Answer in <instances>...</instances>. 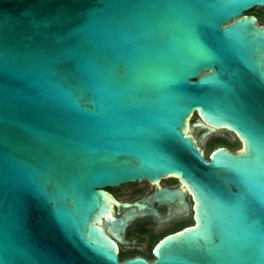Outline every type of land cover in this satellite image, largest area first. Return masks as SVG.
<instances>
[{
    "label": "water",
    "instance_id": "obj_1",
    "mask_svg": "<svg viewBox=\"0 0 264 264\" xmlns=\"http://www.w3.org/2000/svg\"><path fill=\"white\" fill-rule=\"evenodd\" d=\"M263 5L0 0V264H264ZM168 175L194 223L118 261L105 188Z\"/></svg>",
    "mask_w": 264,
    "mask_h": 264
},
{
    "label": "flooded vegetation",
    "instance_id": "obj_2",
    "mask_svg": "<svg viewBox=\"0 0 264 264\" xmlns=\"http://www.w3.org/2000/svg\"><path fill=\"white\" fill-rule=\"evenodd\" d=\"M218 140L214 141L219 142ZM224 144L222 143L228 148ZM105 190L118 201L129 203H112L114 217L124 218L128 213H137L122 229L105 223V216L98 222L103 231L116 242L118 261L134 256H142L151 261L154 259L153 248L161 238L194 223L192 195L187 185L177 176L168 175L157 181L136 180L106 187ZM165 190H179L180 194L167 199ZM142 205L153 207L158 213L148 214Z\"/></svg>",
    "mask_w": 264,
    "mask_h": 264
},
{
    "label": "rangeland",
    "instance_id": "obj_3",
    "mask_svg": "<svg viewBox=\"0 0 264 264\" xmlns=\"http://www.w3.org/2000/svg\"><path fill=\"white\" fill-rule=\"evenodd\" d=\"M262 12L264 16V5L255 7L253 11L250 13H260ZM257 21L259 24H264V17L257 18ZM197 117V115H193L189 121L190 123ZM189 128V127H188ZM188 131V129H187ZM201 129H193L191 126L189 128V132L193 135V137L196 139V141L199 143L203 154L209 157L210 152L212 151V148L215 144V139H219L218 141L222 143L232 144L233 148H230V151H240L242 149V143L239 140L237 134L233 131H230L228 129H215L212 131L208 136H206L201 142L199 141V135L201 133Z\"/></svg>",
    "mask_w": 264,
    "mask_h": 264
},
{
    "label": "trees",
    "instance_id": "obj_4",
    "mask_svg": "<svg viewBox=\"0 0 264 264\" xmlns=\"http://www.w3.org/2000/svg\"><path fill=\"white\" fill-rule=\"evenodd\" d=\"M253 10H254V8L250 9L249 11L246 12V14H253V15L256 16L257 18L264 17L263 14H262V12H260V13H250V12L253 11ZM224 145H226L228 148H233V145H232V144H227V143H225ZM217 146H223V145L221 144V142H215L214 147L212 148V150H213L215 147H217ZM204 157H205L206 159H208L207 154L204 155ZM122 258H124V257L122 256Z\"/></svg>",
    "mask_w": 264,
    "mask_h": 264
},
{
    "label": "bare ground",
    "instance_id": "obj_5",
    "mask_svg": "<svg viewBox=\"0 0 264 264\" xmlns=\"http://www.w3.org/2000/svg\"><path fill=\"white\" fill-rule=\"evenodd\" d=\"M189 119H188V124H187V127H186V131H187L188 127H189ZM174 176H176V175H174Z\"/></svg>",
    "mask_w": 264,
    "mask_h": 264
}]
</instances>
